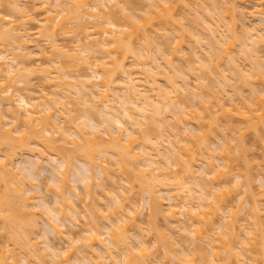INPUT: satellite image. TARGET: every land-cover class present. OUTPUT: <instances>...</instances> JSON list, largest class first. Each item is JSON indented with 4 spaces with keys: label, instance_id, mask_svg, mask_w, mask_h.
Instances as JSON below:
<instances>
[{
    "label": "bare ground",
    "instance_id": "bare-ground-1",
    "mask_svg": "<svg viewBox=\"0 0 264 264\" xmlns=\"http://www.w3.org/2000/svg\"><path fill=\"white\" fill-rule=\"evenodd\" d=\"M21 1L0 0V6L5 5L7 7L6 5H9L8 9L9 7L12 8L11 5H13L17 9L19 16H21V21H17L11 16V13L9 15L7 14L9 12L3 13L0 11V187L2 186L3 188L1 190L2 193H0V216L5 221V223H2L5 228L2 229L8 231L4 232L8 233H6L8 235V238H6L7 243L9 241L8 244H10L6 245L8 249L5 246L1 247L0 264H22V261L24 262L23 264H136V262L137 264H155V262L156 264H175V259L185 264H231L232 261L233 264H259L258 259L263 256H259L258 253L260 251L257 254H253L254 250L252 251V249L256 251V247L253 248V246L257 242L259 243L256 245L258 250H260V244L264 248V213L262 212L263 215L261 214L262 208L258 203V199H256L258 197L254 196L255 191L252 181L255 176H251L253 173L247 176V172H245L246 176L242 179L243 175L236 174L238 190L243 189L245 196L253 197V202L247 214L251 217V221L245 216L246 218L243 217V221H246L247 225H245L246 223L243 224L241 218V220H238L242 223L238 220L233 222L234 219L232 217L234 218V214L233 216L230 215V206L220 199L221 195L226 197L229 194V191H223V183L220 181V175L227 172V170H222L220 167L227 169L230 167L227 159L230 156L232 148V146L230 148L229 139L231 140L232 138L228 139V137L222 135L223 141L214 149L219 151L215 155L211 151L213 146L211 145L212 147H210L209 145L212 140L209 143L210 138L208 137L213 138L217 133L215 131L214 135L209 133L208 131L211 129L203 132L202 126L198 123L201 119L203 121L204 117L205 119L213 117L211 116L212 113L209 117L207 116L209 115V110H212L215 104L218 106L219 111L235 114L240 119L247 121L248 130L255 129V134H258L259 128L261 130L264 129L260 127L264 123V96L262 95L264 93V68L263 63H260L264 59V56L262 59L257 53L258 49L264 46V25L260 26L255 23L256 18L254 19V25L252 23L250 24L251 27L247 26L248 23L245 19H247L248 13H246L247 10L245 12V9L241 7L244 4L240 2H243V0H214L215 4L212 1L210 6L206 5L209 4L210 0H203L205 2L202 3L200 1L201 4L199 6H194V4L199 3V1L195 0L197 2L193 1L192 3L194 4H192L193 7L191 8L188 5L191 4V2H188L189 0H150L151 2L147 3L152 9L148 6L145 7V5L141 6L146 0H143V4H139V1L142 2V0H137V5L144 8L143 10L137 9L140 12V16L143 17L139 19L142 20L141 22L134 19L135 14L136 16L138 15L134 11L133 0H32L33 3L34 1H37V3L35 2L36 5L34 6L31 1L30 3L33 6L28 9V6L22 5ZM152 1L155 3H152ZM238 1L242 4L241 6ZM38 3H40L38 6L41 8L37 7ZM255 4H258L255 7L261 6V3H258V1ZM44 5L46 6L44 7ZM179 5H181L183 11H185L184 9L186 11H180L177 8ZM223 5L226 7L223 8ZM33 7L36 8L32 9ZM156 7L160 8L157 10L155 9ZM194 7L200 8L193 10L192 8ZM107 8L111 9L106 11ZM201 8L203 10H200ZM14 9L11 11L15 12ZM189 9H192V12L195 11V14H190ZM224 9L227 13L225 11L223 13ZM38 10L41 11L39 14L42 16L37 19L35 17ZM254 10L251 15L253 14V17H257L256 15L258 14L255 13L261 11V16H258L259 22L264 24V7L261 6V10L256 9L255 12ZM144 11H147V14H144ZM186 12L189 13V16L195 15L194 19L192 18L194 21H191V26L195 25L193 28L196 30L192 36H195L196 39L193 40L196 44L191 47H188L190 44L188 45L187 43L194 41H191L192 38L190 37L192 36H190V33L188 34L185 31L187 30V27H184L186 22L182 25L184 28L180 25L181 23H178L177 26L179 27L175 25L179 20V14L183 13L181 17L183 19L187 18L188 13ZM31 13H35V17ZM118 13L124 16H118ZM200 14L204 16L201 17ZM140 16L138 17L140 18ZM90 18L94 19L91 20ZM29 23H36L39 37L38 34L34 33L36 31L33 32L34 34L30 32L33 31L32 28L35 25L30 27V29L28 26L31 24ZM147 23H149L151 28L150 26L147 27ZM70 25L75 26L70 27ZM155 25L159 26L157 28L153 27ZM240 25L243 28L245 27L242 32L237 30V28H241ZM180 27L183 29L178 34L177 32H179ZM222 28H226V30H222ZM35 29L37 28L35 27ZM159 29L162 32L168 31L166 34L170 33L169 35H172L171 38L175 37L174 39L172 38L176 42L173 47H168L169 40L157 43V45L155 44L157 36H159L157 35ZM140 31L143 36H139ZM224 31H228L227 33L229 34L227 35ZM185 32L190 36L188 38L190 42H187L188 40L185 37L188 36L184 35ZM32 34L34 38H30ZM59 34L63 36H65L64 34H67L66 36L70 35L73 39L72 42L75 41L76 46L74 47V43L73 46L67 44L66 48L63 49L65 45H59L60 43L58 44V40H56V37L59 38ZM154 36L155 38H153ZM226 37L229 40L225 39ZM31 39L41 40V43L45 40L48 42L41 44L40 41H37L39 42L38 44L33 40V44H31ZM87 39L92 41H88ZM141 39L143 40L140 41ZM5 40H11V42L8 41L10 44ZM183 40L186 43L185 49ZM2 41L7 42L9 47L6 43H2ZM134 41H138L137 44ZM236 42L240 43V47L243 46L240 53H243V59L248 61L247 64L250 65V70L247 69L249 72H242L246 68L242 67L243 69H239L237 65L238 57H235V54H230L232 53L231 48ZM201 43L207 45H204L207 47V50L209 48L206 53V50H203L205 47H202ZM225 44L226 46L229 45L226 47ZM10 45L11 47L13 45L14 49L10 48ZM42 45L47 46L41 47ZM33 47L36 49H33ZM68 47L71 48L70 52ZM188 48H191V50ZM47 49L51 50H48L50 51V55H46L48 53ZM185 50H189L190 56L194 58H192L194 64L198 62L202 72L196 69L193 63L187 64L188 58H186V62L185 59H181L184 56L182 55V51ZM234 53L238 54L235 51ZM32 55L38 57L39 61H41L42 65L41 63L39 64L41 67H37L40 70L32 69L31 64L29 67V63H25ZM150 57L151 59H149ZM128 58H130V62H127ZM223 59L227 60V66L224 65L227 67L226 70H232L233 76L231 78L227 77L230 75H226L228 72L225 71V68L224 70L221 69L223 67L221 66L224 62ZM240 60L242 61V59ZM65 61H68V63ZM131 63L134 65L132 66ZM211 63L214 65L212 64V66ZM67 66H78L79 68L83 66L82 70H86L85 68H87L90 72L87 73L88 75H83L85 78L81 75L77 78V75L69 73L74 68L68 69ZM134 66L136 67L134 68ZM192 68L195 70L191 71ZM59 71L65 75L69 73L70 77L66 78L67 76L64 77V75L61 77L62 73H58ZM181 71L182 73L184 71L183 74L185 76L183 75V77H186V74L189 76L190 72L194 76L196 72H201L195 76V78L198 77L200 80L196 78L197 84L195 83L194 89L188 83L190 78L188 79L187 77L188 80L183 78ZM34 72L36 73L35 75L44 77L45 86L51 87V89L43 90L41 92L43 94H40L42 96L36 95L37 93L35 92H32L33 94L25 93L28 94L25 95L19 89L12 87V85L15 86L20 82H25L28 80L26 79L28 77H33ZM234 72H236L235 75ZM247 72L248 74H246ZM208 73L210 75H217L216 79L218 77L217 81H219V84L215 80L212 82L206 80L205 77H210ZM116 74L117 76H115ZM118 74L120 77H118ZM249 76H251V80L248 79ZM63 77L68 80H65ZM71 78L75 81H72ZM161 78L166 83L163 86L160 84ZM233 78L242 81H238V83L242 85L243 89H245V85L250 90L252 87L253 96H257L256 94L261 90L260 92L262 93L259 92L261 95L258 94L259 96L257 97L252 96L251 100H253L254 104L252 103L251 105V102L245 100L246 97L242 96V93L233 86L234 83H231V79ZM58 79L60 80L59 82ZM69 79H71L72 83ZM207 79L211 80V77ZM228 79L230 82L227 81ZM117 81H122V83L118 82L116 84ZM257 82L259 84L262 83L263 86L254 84ZM215 83L217 84L214 87L216 90L219 89L216 86L221 85L223 92L226 93L224 96L222 90L219 91V95L223 94V98L230 94L227 90L232 88V92L235 94V96H233L234 94L232 95V98H238L242 106H238L240 103L237 104V101L230 99V96L227 97L230 101L224 99L226 101L224 102L223 98L216 94L218 92L212 88ZM77 86H79L78 89ZM205 87L206 89H204ZM74 88L76 89L75 91L72 90ZM188 88L194 92V96L197 98L195 102L197 108L190 107L189 104L191 103L187 104L184 100L175 101V97L181 91H187ZM255 90L256 92L258 90L256 94H254ZM45 91L48 92L46 93ZM71 91L73 95L67 97L66 93L72 94ZM49 92L51 94H48ZM211 103H213V106ZM67 104H72L73 107L69 105L71 107L69 108ZM93 108L96 111H92L94 110ZM81 111H83V114ZM94 112L100 117L97 120L95 119L97 116L93 114ZM170 116L173 117V120H170ZM4 117H10L8 118L10 121ZM209 119L207 121H210ZM168 120L175 122L174 127L179 126V130L173 126L172 130L170 127L171 123L169 124ZM228 120L226 118V121ZM22 122L25 123H23L24 125L28 124V127L21 126ZM229 122L231 123L232 121ZM207 123L205 127H207ZM217 123L219 124L220 122L217 121ZM51 124L53 128L49 129L48 125ZM211 124L212 128H215L216 120L214 119ZM239 128L241 127L239 126ZM239 128L237 127V131ZM234 129L236 130V128ZM239 131L243 132L242 129ZM47 133L52 135L48 136ZM55 134H58L60 138L54 139ZM163 139L169 144L164 145ZM56 140L64 144L57 143ZM33 144L35 145L34 147ZM36 144L46 148L45 150H50L49 148L57 150L56 148H59L60 145L62 147H60L59 152L58 150L56 151L58 152L56 157L51 151L46 155V153H43V149L37 148L39 146H36ZM71 144L73 145L70 146V149L68 145ZM61 149L64 150V153L61 154L62 157L64 156L63 158L59 154L62 151ZM65 149H69L68 152ZM34 150L39 151V153L35 154ZM25 151L31 157L34 156L35 161L32 160L30 162L25 155L23 156L26 158L23 161H29L27 165L24 164L26 165L24 167L27 169L24 174V171L20 172L22 170H19L22 167L19 165L20 162H17V166H14L15 163H13L12 158L15 157V154L17 156L18 152L22 153ZM26 152L24 154H27ZM77 153L85 157L87 161V165L83 171L79 173L74 172L75 174L71 175L74 176L75 182L84 183L80 187L84 188L79 189L81 193L76 191L78 189L74 185L75 188H72V184L66 186V180L69 178V174H72L70 172L72 169L70 168L74 165L73 163L76 159L74 154ZM44 155L48 159L51 157V160L49 159L48 161L49 163L54 160L55 162L53 163L58 164H54L58 166L55 168L56 170L54 169V174L57 170L59 172L54 175L55 177L52 176V179H50L53 181L54 178V181L49 185H47L48 182H40L49 186V190L55 195L53 203L51 200L48 201L49 199L46 200L43 195H40L38 191L42 190L36 188L38 186L42 187L44 184L37 186V182H34L36 181L34 178L37 179V176L40 175L39 169L43 167L41 163L46 160V158L44 159ZM100 155L103 158H107V162L110 165L113 164V168L118 167L119 172H128V175L125 174L127 178L122 176L123 179L125 178L124 180L127 182L132 180V183L133 180L137 181L138 185H140V190L148 192V204L143 206V208L137 207L138 210L134 208V204L131 201L127 202L128 196L123 193L121 188L119 190V188L113 186V188L110 187L111 190L107 188L109 191L104 187V178L100 180L95 178L97 176L92 172L94 167L99 169L101 167L103 172L106 170L104 172L106 174L109 170L107 166L102 164L103 161L99 159L101 158ZM217 157L218 161L221 160V162L217 163ZM29 159L32 158L29 157ZM199 160L204 166L206 165L205 171L199 165ZM46 161L45 163L48 166V162ZM262 170L259 169L257 171L259 173H256V175L261 178L260 184L264 187V171ZM18 172L20 175H24L20 176ZM207 174L211 176L208 182L206 178ZM17 176H20V178ZM201 176L203 183L201 182L202 180H199ZM25 178L28 182H26ZM29 182V189L25 188L26 191L24 185H27ZM96 185L100 188L97 189ZM66 190H68L67 195ZM262 193L264 198V190ZM75 197H77L76 199L79 197L82 200L75 202L73 200ZM95 198L99 199L98 202ZM33 199H41L42 202L39 201L38 204ZM103 199L109 200L106 201L107 204L105 202L106 206L103 205ZM83 201L84 203H82ZM108 202L110 203L108 204ZM262 202L264 204V200ZM76 203L85 204V210H81ZM225 204L229 208L230 219L224 215L228 214L225 212L227 208L224 209ZM38 205H42L44 211L31 210L33 206L34 208L39 207ZM105 207V211L109 212L108 215L103 213V208L105 209ZM144 209L148 210L146 214L144 213ZM87 212L90 213L89 216ZM220 212H224L222 213L223 216ZM38 213L45 219V229H43V232H40L45 234L38 235L39 237L42 236L40 237L42 238L41 242L43 241L42 243L44 244L42 248L38 246L39 243L35 240V238L39 239L37 236L38 229H40L38 226L39 219L35 217ZM46 213L51 217L45 218L44 215ZM94 214L97 217L99 216V221L105 222L103 223L104 227L101 225L102 222L96 221L97 218H94ZM159 214L165 217L163 218L167 222L166 225L168 224V228L166 229H169L172 234L176 235L178 234L177 232L182 231L180 235H176L177 241L183 243V246L180 245L182 246V255L173 253L171 245L176 241L171 242L172 239H169V236L166 237V233L159 226H155L156 222L153 219L155 215L161 216ZM219 214H221L222 219H217V216H220ZM148 217L151 218V223H149ZM103 218L106 219L103 220ZM66 220H68V224ZM131 220L134 222L137 220L136 225L139 226L131 225ZM216 220L220 222L218 223L220 224L219 229L215 225L217 223ZM146 221L151 225L147 224L148 227H153L151 231L156 233V236L158 235L155 240V242H158L156 245L163 244L165 248L164 255L157 254L159 257L156 260L153 259L154 261L148 260L149 263L142 259V256L144 257L145 255L147 257V254H150L148 253V249H151L148 245L149 241L144 238L145 234L143 232L145 231L141 227ZM27 224L32 225L33 228L25 227ZM72 224L81 227L79 231L84 234L83 236L80 235L82 238L75 236L74 233L76 231L73 229ZM130 225L134 227L131 228ZM147 225L145 226L146 229ZM102 227L103 229H101ZM36 228H38V231H31ZM129 229L137 232L136 237H132V234L128 233V231L130 232ZM49 231L54 233V238L59 239L65 246H62V244L58 246V243L51 244V239L49 241L47 239ZM29 232H33L34 237ZM34 232L36 233L34 234ZM160 232L164 234H160ZM137 235L139 241H137ZM181 235L183 236L180 238ZM189 241L191 242L190 246L188 245ZM200 241L204 242L205 246L208 247L202 245ZM132 242H135L137 245L132 246L130 244ZM235 242L239 244L240 251L235 249ZM84 247L87 248L86 253L84 250L78 251L80 248L84 249ZM30 251H35V254H30ZM140 251H142L143 255H141ZM155 252L158 253V249L157 251L153 250L151 254L154 255ZM222 253H225L226 256L222 257ZM161 256H164L166 259L169 257L172 263L171 261L168 263V259L167 261L162 259V261L160 259L162 258ZM72 258L76 260L71 261L73 260ZM147 258H150V255Z\"/></svg>",
    "mask_w": 264,
    "mask_h": 264
},
{
    "label": "rangeland",
    "instance_id": "rangeland-1",
    "mask_svg": "<svg viewBox=\"0 0 264 264\" xmlns=\"http://www.w3.org/2000/svg\"><path fill=\"white\" fill-rule=\"evenodd\" d=\"M32 0H22L21 1V4L22 5H24L25 7H27V9L29 8V7H32L33 5L35 6L36 5V3H37V1H34V3H33V1H32V4L30 3ZM139 1V0H138ZM137 0L135 1V0H133L132 1V5H133V7H134V11H135V13H137V15L138 16H140V12H138L137 11V9L139 8L140 10L142 9H144V8H141L140 7V5H137L138 2ZM171 1H174V0H171ZM188 1V0H187ZM193 1H195V0H189L188 2L190 3L191 2V4H188L189 5V7L191 8V7H193V5L192 4H194V3H192ZM197 1H199V3L197 4H194V6L195 5H198L199 6V4H201V2L200 1H202V3L203 2H205V1H203V0H197ZM197 1H195V2H197ZM209 1V0H208ZM213 1V3L215 4V2H214V0H210V2H209V4H206V5H211L210 3ZM216 1V0H215ZM258 1V3L260 2L261 3V6L262 7H264V0H243V2L242 1H240L242 4H244L243 6H241L242 4H240V2H239V4H240V6L243 8V9H245V12H246V10H247V12L246 13H248V15L247 14H245V15H247L246 17H247V19H245L246 21H247V26H250L251 27V25L250 24H252L253 23V25H254V19H259V17L258 16H261V11H259V12H257V13H255V14H258V15H256L257 17H253L252 15H251V13H253V10L255 9H260L261 10V6L259 5V7H255V6H258V4H255L256 2ZM36 2V3H35ZM147 2H151L150 0H146V1H144V4H143V0H142V2H140L139 1V4H143V5H141L142 7L145 5V7H147L148 6V3ZM186 2V1H185ZM52 3V2H51ZM147 3V4H146ZM152 3H155L154 1H152ZM151 3V4H152ZM40 3H38L37 4V7H39L38 5H39ZM238 4V5H239ZM42 5V4H41ZM155 5V4H154ZM181 5H183L182 3H181ZM181 5H179V6H177V8L178 9H180V11H183V9L181 8ZM184 5H186V3H184ZM192 5V6H191ZM205 5V6H206ZM226 5H228V4H226ZM7 7L9 6V5H6ZM12 6V8L11 7H9V8H11V10H13L14 8H15V6H13V5H11ZM46 5H44V7H45ZM110 6V5H109ZM208 6V7H209ZM7 7H5V5H2V6H0V9L2 8V10H0V11H2L3 13H6V12H9V13H7V14H9L10 15V13H11V16L14 18V19H16L17 21H21L20 20V18H21V16H19V14H18V12H17V9L15 8L14 10H15V12L14 11H11V10H9V8L7 9ZM57 7V6H56ZM149 7V6H148ZM200 7H201V5H200ZM199 7V8H200ZM207 7V8H208ZM213 7V6H212ZM226 7V6H225ZM224 7V5H223V8H225ZM34 8H36V7H33L32 9H34ZM39 8H41V7H39ZM149 8H151V7H149ZM160 8V7H159ZM158 7H156L155 9H159ZM187 8V7H186ZM197 9H199L198 7H196ZM196 8L194 7V8H192L193 10L195 9L196 10ZM247 8V9H246ZM23 9H25L24 7H23ZM38 9V8H37ZM36 9V10H37ZM57 9L59 10V8L57 7ZM56 9V10H57ZM109 9H111V8H107V10L106 11H109ZM138 9V10H139ZM152 9V8H151ZM150 9V10H151ZM192 9H189L190 10V14L191 13H193V14H195L194 12L195 11H193L192 12ZM8 10V11H7ZM35 10V11H36ZM185 11H186V9H184ZM200 10H203V8H201ZM255 10H254V12H255ZM28 11V10H27ZM33 11V10H32ZM185 11H183V12H185ZM225 11V9L223 10V13H225L224 12ZM231 11V10H230ZM252 11V12H251ZM1 12V13H2ZM29 12V11H28ZM31 12V11H30ZM41 11H39L38 10V12H37V15L35 14V13H31V14H35L36 15V17H35V15L33 16V17H35V18H41V16L42 15H40L39 13H40ZM145 13L144 14H147V11H144ZM152 13V12H151ZM186 13H188V12H186ZM227 13V12H226ZM20 14H21V12H20ZM141 14H142V12H141ZM181 14H183V13H181ZM181 14H179L178 15V18H179V20H178V22H177V24H175L176 25V27H179V26H177L178 25V23H181L180 25L182 26L185 22V26L184 27H187V30H185L188 34L190 33V36H192V34L194 33V31L196 30V29H194L193 27H195V25H193V26H191L192 24H191V21H194L193 19H194V17H195V15H190L189 16V13L187 14V18H185V19H183L182 17H181ZM22 15V14H21ZM122 14H120L119 15V13H118V16H121ZM122 16H124V15H122ZM138 16H136V14H135V16H134V19H136V20H138V22H141L142 20H139V19H141V18H143V17H141L140 16V18L138 17ZM200 16L202 17V16H204L203 14H200ZM17 17H18V19H17ZM137 17V18H136ZM183 17H185V15H183ZM189 17V18H188ZM147 18V17H146ZM193 18V19H192ZM240 18V17H239ZM91 19V18H90ZM94 18H92L91 20H93ZM256 19V22L255 23H257L258 25H260V26H263L264 24L263 23H261V22H259L260 21V19L259 20H257ZM143 20H145V19H143ZM29 24H31L30 26H28L29 28L30 27H33V25H35V27L37 28V29H35V27H33L32 29H33V31H30V32H34V31H36V32H34L35 34H38L37 32V30H38V27L36 26V23H29ZM154 24V23H153ZM196 24V23H195ZM147 27H149L150 25H149V23H147ZM173 25V24H172ZM75 25H70V27H74ZM159 26V25H158ZM158 26H153V27H158ZM166 26V25H165ZM246 26V27H247ZM171 27V26H170ZM183 27V26H182ZM183 27V28H184ZM239 27V26H238ZM240 27H241V25H240ZM150 28H151V26H150ZM149 28V29H150ZM183 28H181L180 27V30H179V32H177L178 34H180L182 31H181V29H183ZM241 28H243V26L241 27ZM241 28H237V30L239 31V32H242V30H244V28L243 29H241ZM31 29V28H30ZM148 29V28H147ZM160 29H162V28H160ZM159 29V33L157 34V35H159V36H161L160 38H159V36H157V39H156V45H157V43H162V42H164V41H167V40H169L170 42H169V44H168V47H173L174 45H175V41H173V39L175 38V37H172L171 38V36L172 35H169L170 33H168V34H166L168 31H163L162 32V30H160ZM164 29V28H163ZM171 29V28H170ZM186 29V28H185ZM164 30H167V29H164ZM174 30H176V29H174ZM188 30H189V32H188ZM222 30H226V28H222ZM150 32H152V31H150ZM171 32H173V31H171ZM186 32L184 33V35L185 36H188L187 34H186ZM225 32V31H224ZM228 31H226L225 33L228 35L229 33H227ZM33 33V34H34ZM162 33H165V34H163L162 35ZM32 34V36L30 37V38H34V35ZM82 34V33H81ZM80 34V35H81ZM149 34V33H148ZM60 36H59V38L58 37H56V40H58V44L59 45H65L64 47H63V49H65L66 48V46H67V44L68 45H74V47L76 46V43H74V42H72L73 41V39H72V37L70 36V35H68V36H66L67 34H64L65 36H63L62 34H59ZM143 36L142 35V32L140 31L139 32V36ZM153 35V34H152ZM173 36H174V34H173ZM182 36H183V34H182ZM190 36H188V37H185V38H187V42H190V39H188ZM38 37H39V34H38ZM37 37V38H38ZM92 37V36H91ZM91 37H90V39H91ZM153 38H155V36L153 37ZM183 38V37H182ZM184 38V39H185ZM190 38H192L191 39V41H194L196 38H195V36H192V37H190ZM137 39V38H136ZM135 39V40H136ZM194 39V40H193ZM225 39H228L229 40V38H225ZM33 40L34 39H31V41L30 42H32L31 44H33ZM88 41H92V40H89V39H87ZM143 39H141L140 41H142ZM151 40V39H150ZM153 40V39H152ZM176 40H178V39H176ZM5 41H10L11 42V40H5ZM34 41H36V43H38L39 44V42H37V41H40V43H41V40H34ZM139 41V42H140ZM145 41V40H144ZM185 41H186V39H185ZM3 42L2 41V43H6L7 45H8V47H9V44H10V42ZM45 43L46 42H48V41H44ZM44 42H42L41 44H43ZM136 41H134V43H135ZM138 42V41H137ZM137 42H136V44H137ZM146 42V41H145ZM195 42V41H194ZM194 42H190V43H187L189 46L188 47H191V46H193V45H195L196 44V42L194 43ZM240 42V41H239ZM239 42H236V44L231 48V50H232V53H230V54H235L236 56L235 57H238L237 58V61H238V63H237V65H238V67H239V69L240 68H242V67H244V68H246V70H244L243 68V71L242 72H246V71H248L249 72V70H250V65L249 64H247L248 63V61H245L244 59H243V53H240V51L242 50V47H240V43ZM1 43V44H2ZM44 43V44H45ZM74 43V44H73ZM183 43H184V40H183ZM204 43V42H203ZM203 43H201V46L202 47H205V48H203V50L205 51V53L209 50V48H208V50H207V45L206 44H204V45H206V46H204L203 45ZM205 43H206V41H205ZM6 44H3V45H6ZM12 44V43H11ZM38 44H36V45H38ZM47 44H49V43H47ZM135 44V45H136ZM142 44H143V42H142ZM227 44V43H226ZM226 44H225V46H226ZM2 45V46H3ZM139 45V44H138ZM137 45V46H138ZM156 45H154L153 44V46H155L156 47ZM229 45V44H228ZM227 45V46H228ZM236 45H238L237 47H236ZM38 46H40V45H38ZM44 45H42L41 47H43ZM47 46V45H46ZM46 46H44V47H46ZM49 46V45H48ZM140 46V45H139ZM183 46H185L184 47V49L186 48V43H184L183 44ZM226 46V47H227ZM71 47V46H70ZM70 47H68V50H69V52H70V50H71V48ZM163 47H165V46H163ZM10 48H12V49H14L13 48V45H12V47H11V45H10ZM47 48H49V47H47ZM260 48H262V49H260ZM259 49H258V56H261L260 58H262L263 56H264V46H262V47H260ZM33 49H36L35 47H33ZM46 49V48H45ZM73 49V48H72ZM188 49H190L191 50V48H188ZM48 50H50V49H47V54L46 55H48L49 54V52L51 51H48ZM17 51H19V50H17ZM46 51V50H45ZM187 50H185V51H182V55H184L181 59L182 60H184L185 59V62H186V58H188L189 60H188V62H187V64H189V63H193L194 64V58L192 57V56H190V53L187 51ZM220 51V50H219ZM234 51L235 52H237L238 54H236V53H234ZM261 53H260V52ZM226 52H228V51H226ZM209 53H211V52H209ZM225 53V52H224ZM36 54V53H35ZM50 55V54H49ZM239 55H241V56H239ZM66 56V55H65ZM68 56V55H67ZM227 56V55H226ZM240 57V58H239ZM192 60H191V59ZM29 59V61L27 62V60ZM27 60H26V62L25 63H29L28 65H29V67H30V64H31V68L32 69H36V70H40V68H37V67H41V65H42V63H41V61H39V58L38 57H36V56H34V55H32L30 58H28ZM65 59H67V58H65ZM68 59H70V58H68ZM149 59H151V57L149 58ZM180 59V60H181ZM240 59H242V61L240 60ZM259 59V58H258ZM263 59V58H262ZM64 60V59H63ZM106 60H108V59H106ZM130 60V58H128V61L127 62H130L129 61ZM224 60V59H223ZM223 60H222V62H223ZM43 61V60H42ZM70 61V60H69ZM178 61V60H177ZM213 61H214V59H213ZM260 61V60H259ZM66 63H68V61H65ZM196 62V61H195ZM212 62V61H211ZM41 63V65H39ZM177 63H179V62H177ZM180 63H182V62H180ZM260 63H263V68H264V59L262 60V62H260ZM132 64V63H131ZM213 63H211V65H212ZM247 64V65H246ZM67 65H69V64H67ZM134 64H132V66H133ZM181 65V64H180ZM195 65V68L196 69H199L201 72H202V69H200L199 68V63L198 62H196V64H194ZM214 65V64H213ZM212 65V66H213ZM227 66V60H224V62H223V64L221 65V66H223L221 69H223L224 70V68H225V71L226 72H228V73H226V75H230V76H227V77H232L233 75H232V70L230 71V70H226L227 69V67H225V66ZM86 66V65H85ZM190 66V65H189ZM261 66V65H260ZM68 67V66H67ZM136 66H134V68H135ZM191 67H193V66H191ZM71 69V68H74V70L71 72V71H69V73L70 74H75V75H77V78L78 77H80V75L83 77V78H85V76H83V75H86L88 72H90L89 70H87V68H85L86 70H82V68H83V66L81 67V68H79L78 66H72V67H68V69ZM247 69H249V70H247ZM192 70H195L194 68H192L191 69V71ZM199 70H197V71H199ZM64 71V70H63ZM260 71H262V70H260ZM201 72H196V74L197 75H199ZM248 72L246 73V74H248ZM38 73V72H37ZM41 73V72H40ZM39 73V74H40ZM58 73H62V72H58ZM64 73H66V72H64ZM68 73V72H67ZM69 73L68 74H63L62 73V75H61V77L64 75V77H66V78H69L70 77V75H69ZM178 73H180V72H178ZM183 73H184V71H183ZM182 73V71H181V74H182V77H183V74ZM188 74H189V72H187ZM36 73L34 72L33 73V77H28V78H26V79H28V80H26L25 82H20L18 85H12V87H15V88H17V89H19V91L20 92H23L24 94L25 93H30V94H33L32 92H35V93H37L36 95H40V94H43V93H41L43 90H48V89H51V87H48V86H45L46 85V83H45V80H44V77L43 76H38V75H35ZM185 74H186V72H185ZM195 74V76H197ZM209 75H210V73H208ZM236 74V72H234V75ZM40 75H42V74H40ZM74 75V76H75ZM88 75V74H87ZM119 75V74H118ZM25 76H27V75H25ZM28 76H30V75H28ZM73 76V77H74ZM115 76H117V74L115 75ZM185 76V75H184ZM195 76H194V74H191V72H190V74H189V76L186 74V77H183V78H186L187 79V77H188V79H189V82L188 83H190L189 85L194 89V87H195V83L197 82L196 81V78H197V80L199 79L198 77H196L195 78ZM216 76L217 75H213V74H211L210 75V77H211V80L210 79H207V78H210L209 76L208 77H205L206 78V80H209L210 82H212V81H217V79H218V77H217V79H216ZM42 77V78H41ZM63 77V78H64ZM72 77V76H71ZM87 77V76H86ZM118 77H120V75L118 76ZM251 76H249L248 77V79H250L251 80V78H250ZM24 78V79H25ZM75 79H76V77H74ZM229 78V79H230ZM254 78V77H253ZM65 79V78H64ZM63 79V80H64ZM72 79V78H71ZM71 79H69V81L71 80ZM179 79V78H178ZM187 79V80H188ZM229 79L227 80V81H229ZM234 79V78H233ZM233 79H231L232 81H231V83H234V87L239 91V92H241L242 93V96H244V97H246V99L245 100H248L249 102H251V105H252V103L254 104V102H253V100H251V98H252V96H253V88L251 87V90L250 89H248V87H246V85H245V89H243L242 88V85L241 84H239L238 83V81L239 82H242V81H240V80H233ZM65 80H68V79H65ZM180 80V79H179ZM200 80V79H199ZM60 80L58 79V82H59ZM72 81H75L74 79H72ZM72 81H70L71 83H72ZM66 82V81H65ZM122 83V81L120 82V81H117L116 82V84L117 83ZM218 83L217 84H219V81H217ZM230 82V81H229ZM237 82V83H236ZM207 83V82H206ZM250 83V82H249ZM70 84V83H69ZM69 84H67L68 86H69ZM124 84V83H123ZM160 84H162V86L164 85V84H166L165 83V80L164 79H162L161 78V83ZM191 84H194V85H191ZM197 84V83H196ZM216 83L214 84V86L212 87V88H214L215 87V85H217ZM229 84V83H228ZM254 84H259L258 82L257 83H254ZM230 85V84H229ZM228 85V86H229ZM239 85V86H238ZM251 85H253V84H251ZM260 85H262L263 86V84L261 83V84H259V86ZM50 86V85H49ZM66 86V85H65ZM231 86V85H230ZM232 86V87H233ZM255 86V85H254ZM253 86V87H254ZM45 87H47V88H45ZM219 88L218 90H216L215 88H214V90H216V92H218V93H216V94H218L219 95V91H221L223 88L221 87V85L219 86H216V88ZM233 87V88H234ZM255 87H257V86H255ZM254 87V88H255ZM15 88H13V89H15ZM70 88V87H69ZM79 88V86H77V89ZM197 88V87H196ZM195 88V89H196ZM230 88V87H229ZM204 89H206V87L204 88ZM227 89H228V87H227ZM232 88H230L229 90H227V91H229V93L230 94H228V95H226V97H222L223 96V94H224V96H225V94L226 93H224L223 92V90H222V95H219L220 97H222L223 98V101L224 102H226L225 100H229V99H227V97H231L230 99H233L232 97L233 96H235V94L232 92L233 91V89L231 90ZM256 89H258V88H256ZM261 89V88H260ZM69 90H71V89H69ZM72 90H76L75 88L74 89H72ZM190 91V92H189ZM261 91V90H260ZM259 91V92H260ZM46 92V91H45ZM48 92V91H47ZM46 92V93H47ZM72 92V91H71ZM252 92V93H251ZM255 93L254 94H256L257 92H258V90H257V92H256V90L254 91ZM259 92L256 94L257 96H259V95H261V94H259ZM69 92H67L66 94V96L67 97H71L72 95H73V92H72V94H68ZM260 93H262V92H260ZM48 94H51L50 92L48 93ZM220 94H221V92H220ZM234 94V95H233ZM237 94V93H236ZM259 94V95H258ZM0 95H1V93H0ZM25 95H28V94H25ZM233 95V96H232ZM263 96H264V93L262 94ZM40 96H42V95H40ZM255 96V95H254ZM253 96V97H254ZM257 96H255V97H257ZM209 97V96H208ZM2 98H4V97H2ZM176 99H175V101L176 100H180V101H182V100H184V102L185 103H187V104H189V103H191V104H189L190 105V107H194V108H197L196 107V105H195V102H196V100H197V98H195V96H194V92H192L191 91V89L190 88H188V90L187 91H181V93H179L178 94V96L177 97H175ZM4 99H6V98H4ZM209 99V98H208ZM212 99H213V97H212ZM225 99V100H224ZM211 100V99H210ZM233 100H236L237 101V104L238 103H240V100H238V98H235L234 97V99ZM5 101V100H4ZM230 101V100H229ZM228 101V102H229ZM207 102V101H206ZM193 104V105H192ZM225 104H227V103H225ZM236 104V103H235ZM68 105V107L69 108H71V107H73V105L72 104H67ZM71 107H70V106ZM211 105L213 106V103H211ZM210 105V106H211ZM0 106H1V103H0ZM238 106H242L241 105V103H240V105L238 104ZM227 107H229V105L227 104ZM215 108V109H214ZM94 109V108H93ZM210 109V108H209ZM213 110V111H212ZM212 110L210 109L209 110V115L207 116V117H209L210 116V114H211V116H213V117H211L210 119L209 118H207V119H205V117L203 118L204 120L203 121H201V120H199L198 121V123L202 126V130H203V132H206V131H208L209 129H211L210 131H212V132H210V131H208L209 133H212L213 135L215 134V132L217 133V134H215V136L213 137V138H211V137H208V138H210L209 139V143H210V141L212 140V142L209 144L210 145V147H212L211 149V151L213 152V153H215V155L219 152L218 150H214V149H216V147H218V144L220 143V142H222L223 141V138H222V135H225L226 137H228V139L229 138H232L231 140L229 139V143L231 144H229L230 145V148H231V146H232V148H231V150H230V156H229V158L227 159V161L230 163V167L227 169V168H225V167H220L222 170L224 169V170H227V172H225V173H223V174H221L220 175V181H222V183H223V187H222V189H223V191L224 190H227V191H229V194H228V196H220V199L221 200H223L224 202H226V203H228V205L230 206V215H232L233 216V214H234V218L232 217V219H234V221L233 222H235L236 220H241V221H243L244 219H243V217H245V216H247V218H249V220L251 221V217L249 216V215H247L248 213H249V210H250V207H251V205H252V202H253V197H248V195L247 196H245L244 194V191H243V189H240V190H238L239 189V187H238V185L236 184V174L238 173V174H241V175H243L242 176V179H244L245 178V176H246V173L245 172H247V176H249V174H252L253 173V175H251V176H255V177H253V183H252V186L254 187V196L255 197H258V198H256V199H258V203H259V205L261 206V208H262V210L260 211L261 212V214H262V212L264 213V207H262V205H264L263 204V200H264V198H263V196H262V191L264 190V187H262L261 186V184H260V180H261V178L258 176V175H256V173H257V171H259V169H261L262 170V168H263V170L262 171H264V147H263V145H264V140H262V139H264V129L263 130H261V128H259V132H258V134H255V129L254 130H248V127H247V125H246V123H247V121H245V120H242V119H240L238 116H236L235 114H231V113H229V112H222V111H219V109H218V106H216L215 104H214V106H213V108H212ZM92 111H96L95 109L94 110H92ZM167 111H169V110H167ZM197 111H199V110H197ZM210 111H212V112H210ZM82 112V114H83V111H81ZM214 112V113H213ZM75 113V112H74ZM77 113V112H76ZM96 112H94L93 114L95 115V116H97L96 114H95ZM78 114H81V113H78ZM217 114V115H216ZM221 115H223V116H221ZM82 117V116H81ZM80 117V118H81ZM216 117V118H215ZM227 118V120L228 121H226V118ZM4 118H7V117H4ZM8 118H10V117H8ZM7 118V119H8ZM79 118V119H80ZM97 118H100V117H96L95 119L97 120ZM170 118V120H173L172 118L173 117H169ZM7 119H5V120H7ZM210 120L211 122L212 121H214V119L216 120V127L215 128H212V124H211V122L210 121H207V120ZM211 119H213V120H211ZM221 119V120H220ZM9 121H10V119H8ZM7 120V121H8ZM81 120H83V119H81ZM170 120H168V122H169V124L171 125L170 127H171V129L173 130V127L175 126V122H173V121H170ZM175 120V119H174ZM217 121L218 122H220L219 124L217 123ZM229 121H232L231 123L229 122ZM80 122H82V121H80ZM83 122H85V121H83ZM202 122V123H201ZM208 122V123H207ZM222 122V123H221ZM241 122V123H240ZM263 122H264V119H263ZM24 122H22V125L21 126H26V128L28 127V124H26V125H24L23 124ZM208 124V125H206L207 127H205V124ZM21 124V123H20ZM50 124V123H49ZM211 124V125H210ZM239 124H241V125H239ZM47 125V124H46ZM107 126V125H106ZM173 126V127H172ZM239 126L241 127V128H239ZM244 126H246V127H244ZM48 127H49V129L51 128H53V126H52V124L51 125H48ZM179 127V126H178ZM178 127H174L175 129H177V130H179L178 129ZM237 127L239 128V130H243V132L242 131H237ZM260 127H263L264 128V123L262 124V125H260ZM162 128H165V127H162ZM161 128V129H162ZM234 128H236V130L234 129ZM100 129H103V128H100ZM250 129V128H249ZM54 130V129H53ZM202 130L200 129V131H201V133H202ZM215 131V132H214ZM176 132H178V131H176ZM167 133V132H166ZM208 133V134H209ZM224 133V134H223ZM48 134V136H51V135H49V133H47ZM227 134H228V136H227ZM232 134H234L233 136H232ZM166 135H168V134H166ZM59 135L58 134H55V136H54V139H56V138H60V136L58 137ZM208 136H210V135H208ZM165 137V136H164ZM164 137H162V138H164ZM179 137V136H178ZM54 139H52V140H54ZM165 139H166V137H165ZM165 139H163L164 140V145L165 144H169V143H167V142H165ZM234 140V141H233ZM61 141V140H60ZM166 141H167V139H166ZM52 142V141H51ZM54 142V141H53ZM56 142L57 143H60V142H58V140H56ZM62 142V141H61ZM55 143V142H54ZM63 143V142H62ZM62 143H60V144H62ZM238 144V145H236V144ZM263 143V144H262ZM64 144V143H63ZM53 145H55V144H53ZM65 145H67L66 143H65ZM73 144H71V145H68V148H70V146H72ZM163 145V144H162ZM212 145V146H211ZM35 145L33 144V147H34ZM36 146H39L38 144H36ZM59 146V145H58ZM60 147H62L61 145H60ZM60 147L59 148H56L57 150H58V152H59V150H60ZM37 148H41L40 150H44V152L43 153H46V155H48V152L50 153V151L51 152H53V154H55V156L57 157V155H58V152H56L57 150H55V149H51V148H49L50 150H45L46 148H43V146H39V147H37ZM36 147H35V149H37ZM54 148V147H53ZM64 148V147H63ZM71 149V148H70ZM241 149H243L242 151H240ZM62 151H61V153H59L60 155L62 154V153H64V150L63 149H61ZM66 150V149H65ZM69 150V149H68ZM68 150H66L67 152H68ZM97 150V149H96ZM95 150V151H96ZM35 152V154H38L39 153V151H37V150H34ZM245 151V152H244ZM26 152V151H25ZM25 152H18V154H17V156H16V154L13 156L14 158H12L13 159V163H15L14 164V166H17V162H20L19 163V165L20 166H22L23 168H25L24 166H26L27 165V162H29V161H23V160H26V158H24L23 156L25 155V157H27L28 158V160H30V162H32V160L33 161H35L34 159L35 158H33V157H31V155H29L28 154V152H26L27 154H24ZM38 152V153H37ZM66 152V153H67ZM70 152V151H69ZM239 152H241V153H239ZM57 153V154H56ZM262 153H263V155H262ZM46 155H44V159L46 158L45 156ZM59 155V156H60ZM30 158H32V159H29V157ZM99 156V155H98ZM241 156V157H240ZM36 157V156H35ZM48 157V156H47ZM61 157H62V155H61ZM60 157V158H61ZM64 157V156H63ZM62 157V158H63ZM74 157L76 158L74 161V165L73 166H71V168L70 169H72V170H70V172L72 173V174H69V178L66 180V186H70L71 184H72V188H75L76 187V189H78V190H76L78 193L81 191V190H79V189H83L84 187H82V188H80L81 186H83L84 185V183L83 182H75L74 181V176H71V175H74L75 173L74 172H77V173H79V172H81V171H83V169H84V167L87 165V161H86V158L85 157H83L82 155H78V153L77 154H74ZM100 157H101V155H100ZM37 158V157H36ZM51 157H49V159H50ZM20 159H21V161H20ZM49 159L48 158H46V160H44V162L43 163H45V161L46 162H48L49 161ZM99 159H101L102 161H103V163L102 164H104L105 166H107L108 168H109V170H108V175L106 174V173H104L102 170V168L100 167V169L99 168H93V170H92V172H94L95 173V175L97 176V177H95L96 179L98 178V180H100V179H103L104 178V180H103V184H104V187L107 189V188H109L110 190H111V188H113V186H116L117 188H119V190H120V188H121V190H123V193L126 195V196H128V200H127V202H130L131 201V203H133L134 204V208H136V209H138V208H143V206H145L146 204H148V192H144V190H140V185H138V183H137V181H134L133 180V183H132V180L130 181V182H127L126 180H124L125 178H127L126 176L128 175V172H126V173H121V172H119L118 170V167H112V165H110L109 164V162H107L108 160H107V158H103V157H101V158H99ZM17 160V161H16ZM19 160V161H18ZM51 160V159H50ZM200 161V160H199ZM199 161H197V162H199ZM216 161H217V163L218 162H221V160H219L218 161V157H217V159H216ZM215 161V162H216ZM23 162H26V163H23ZM53 162H55L54 160L52 161V162H48L47 164H48V166L46 165V163L45 164H43V163H41L42 165H43V167H41L40 169H39V176H37L38 178L36 179V178H34L36 181H34V182H37L36 184H37V186L38 185H42V184H44L42 187L41 186H38V187H36V188H39V189H41L42 191H38V192H40V195H43L45 198H46V200H48V201H50L51 200V202L53 203L54 201H53V197L55 198V195L51 192V190H49V186H47V185H49L50 183H52L53 181H54V178H53V181H51L50 179H52V176H54V175H56L57 174V172H59L58 170H57V172L54 174V169L56 168V167H58V166H55V165H58V164H56V163H53ZM196 162V163H197ZM248 162V163H247ZM21 163H23V164H21ZM201 163V164H200ZM200 163H199V165H201L202 167H203V170H204V168H207L206 167V165L204 166V164L200 161ZM24 164H26V165H24ZM28 164H30V163H28ZM55 164V165H54ZM247 164V165H246ZM249 164V165H248ZM258 164H259V166H258ZM46 166V167H45ZM116 166V165H115ZM200 166V167H201ZM258 166V167H257ZM3 167V166H2ZM1 167V168H2ZM9 167H11V166H9ZM19 167V166H18ZM19 168V170H22V171H20V172H23L24 174H25V170H27L26 168L25 169H23V168ZM200 167H198V168H200ZM201 167V168H202ZM53 168V169H52ZM106 168V167H105ZM108 168H106V169H108ZM200 168V169H201ZM259 168V169H258ZM57 169H59V168H57ZM195 169H197L196 167H195ZM17 171H19L18 169H16ZM33 170V169H32ZM56 170V169H55ZM100 170H101V172H100ZM202 170V169H201ZM199 171V170H198ZM205 171V170H204ZM249 171V172H248ZM53 172V173H52ZM91 172V173H92ZM207 172V171H206ZM251 172V173H250ZM74 173V174H73ZM201 173V172H200ZM242 173H245V174H242ZM259 173V172H258ZM257 173V174H258ZM18 174H19V172H18ZM24 174H22V175H24ZM125 174H127V175H125ZM20 175V174H19ZM22 175H20V176H22ZM208 176L206 177L207 178V182H208V180L210 181V179H211V176L209 175V174H207ZM9 176V175H8ZM20 176H17L18 178H20ZM33 176H35V175H33ZM105 176V177H104ZM109 176V177H108ZM125 177L124 179H123V177ZM10 177V176H9ZM12 177V176H11ZM55 177V176H54ZM70 177H72V178H70ZM122 177V178H121ZM209 177V178H208ZM241 177V176H240ZM258 177H259V179H258ZM8 178V177H7ZM201 179H199V180H202V176L200 177ZM13 179V178H12ZM241 179V178H240ZM8 180V179H7ZM25 180H26V178H25ZM204 181H206L205 179H204ZM26 182H28V180H26ZM33 182V183H34ZM40 182H45V183H47L48 182V184L46 185L45 183H40ZM115 182V183H114ZM135 182V183H134ZM202 183H203V180L201 181ZM39 183V184H38ZM204 183H206V182H204ZM1 184V183H0ZM14 184H15V182H14ZM18 184L20 185V183L18 182ZM27 184V183H26ZM18 185V186H19ZM22 185H24V184H22ZM30 185V182L27 184V185H24V189L25 188H27V190L29 189V186ZM46 185V186H45ZM75 187H74V186ZM132 185H133V187H132ZM14 186V185H13ZM17 186V185H16ZM15 186V187H16ZM77 186H79V188H77ZM4 187V186H3ZM22 187V186H21ZM31 187V186H30ZM95 187H97V189L98 188H100V187H98L97 185L95 186ZM111 187V188H110ZM252 187V188H253ZM45 188V189H44ZM243 188V187H242ZM3 188H2V186L0 187V193H2V190ZM67 189V188H66ZM109 189H107V190H109ZM26 190V189H25ZM26 190V191H27ZM75 190V189H74ZM109 190V191H110ZM218 192H219V190H218ZM222 192V191H221ZM243 192V193H242ZM30 193V192H29ZM67 193H68V190H66V195H67ZM81 193V192H80ZM113 193V192H112ZM111 193V194H112ZM26 194V193H25ZM31 194V193H30ZM98 194V193H97ZM114 194V193H113ZM28 195V194H27ZM70 195V194H69ZM29 196V195H28ZM98 196H99V194H98ZM158 196H159V194H158ZM225 197V198H224ZM77 197H75V198H73V200L76 202H80L82 199H80L79 197H78V199H80V200H78V199H76ZM97 198H99V197H97ZM102 198V197H101ZM100 198V199H101ZM251 198V199H250ZM39 199V198H38ZM38 199H33V200H36L35 202H38V204H39V201H41V199L40 200H38ZM245 199H247V200H245ZM55 200V199H54ZM72 200V199H71ZM72 200V201H73ZM95 200H97L96 198H95ZM99 200V199H98ZM98 200H97V202H98ZM104 200V204L103 205H105V202L106 201H109V200H107V199H103ZM103 200H101V201H103ZM147 200V201H146ZM145 201V202H144ZM42 202V201H41ZM40 202V203H41ZM94 202H96V201H94ZM82 203H84V201L82 202ZM110 202H108V204H109ZM130 203V204H131ZM144 203V204H143ZM261 203H262V205H261ZM77 204V206H79V208H81V210L82 209H84L85 210V208H86V206H85V204H80V203H76ZM106 204H107V202H106ZM102 205V206H103ZM226 205V204H225ZM39 207H35L34 208V206L32 207V209L31 210H38L39 212L40 211H42L44 208L42 207V205L40 206V205H38ZM85 206V207H84ZM106 206V205H105ZM227 206V205H226ZM224 207V209L225 208H227V210H225V212L226 213H228V214H224L225 216H227L228 218H229V208H228V206L227 207ZM104 207V206H103ZM138 207V208H137ZM148 207V206H147ZM146 207V208H147ZM31 208V207H30ZM78 208V209H79ZM101 208V207H100ZM103 210H104V214L105 215H108V213L109 212H107V211H105L106 210V207H105V209L103 208ZM139 210V209H138ZM44 211V210H43ZM45 211H46V209H45ZM88 211V210H87ZM224 211V210H223ZM36 212V211H35ZM148 212V210L147 209H144V213L146 214ZM234 212H236V213H234ZM21 213H24V212H21ZM43 213H45V212H43ZM87 213H89V212H87ZM86 213V214H87ZM221 214L222 213H224V212H220ZM39 214V215H38ZM36 216L35 215H32V216H35L36 217V219H39L38 221H39V223H41L40 225H39V223H38V226L40 227V229H38V228H36V229H34V230H31V231H38L37 232V236L38 235H42V234H45V233H40L41 231L43 232V229H45V219H43V216H41V214L40 213H38ZM221 214H219L220 216H217V219L219 218V219H222L221 218ZM22 215H24V214H22ZM90 215V213L88 214V216ZM159 215H161V214H159ZM263 215V214H262ZM93 216H95L94 218H97V220L96 221H98V222H102V221H99V216L97 217V215L96 214H94ZM222 216H223V214H222ZM29 217V216H28ZM27 217V218H28ZM44 217L45 218H48V217H51V216H49V215H47V213L44 215ZM101 217V216H100ZM143 217V216H142ZM155 218L153 219V220H155V222H156V224H155V226H159V228L160 229H162L163 231H164V233H166L165 234V236L166 237H168L169 236V239H172L171 240V242H175V243H173L172 245H171V248H172V251H173V253L174 254H181L182 255V251H181V249H182V244L183 243H180V242H178L177 241V238H176V235H180V233L182 232V231H179V232H177L178 234H172L171 232H170V230L169 229H166V228H168L167 227V225H166V223L167 222H165V217L164 216H157V215H155L154 216ZM164 217V218H163ZM3 217L2 216H0V249H2L3 247L2 246H5V248H7L8 249V247L6 246V245H10V244H8L9 243V241H8V243H7V236L8 235H6V233L8 232L6 229L5 230H3L2 228H5V226L4 225H2V223H5V221H3V219H2ZM90 218V217H89ZM236 218V219H235ZM241 218V219H240ZM246 218V217H245ZM260 218H261V216H260ZM264 218V217H263ZM82 219V218H81ZM106 219V218H105ZM104 218H103V220H105ZM111 219V218H110ZM139 219H140V217H139ZM147 219V218H146ZM148 221H149V223H151L150 222V220H151V218H149L148 217ZM183 219H184V217H183ZM226 219V218H225ZM230 219V218H229ZM101 220V219H100ZM108 220V219H107ZM133 220V219H132ZM131 220V225H136V221L137 220H135V222L134 221H132ZM238 220V221H239ZM70 221V220H69ZM83 221V220H82ZM219 220H216V226H218L217 228L219 229V227H220V224H218V223H220V222H218ZM220 221H222V220H220ZM241 221H239L240 223H242ZM66 222H67V224H68V220H66ZM78 222H80V221H78ZM97 222V223H98ZM142 222V221H141ZM103 223H105V222H102V226L104 227V224ZM149 223H147V221H146V223H144V224H148V225H150ZM238 223V222H237ZM236 223V224H237ZM246 223V224H245ZM99 224V223H98ZM138 224V223H137ZM140 224V223H139ZM142 224V223H141ZM143 224V226L141 225V227L143 228L142 230L143 231H145V232H143V234H145V236H144V238H146L148 241H149V243H148V245H149V248H151V249H148L149 251H148V253H150V254H147L148 256L147 257H149V255H150V258H147V257H145V255H144V257L142 256V259H143V261L144 260H146L147 261V263H149V261L148 260H150V261H154V260H156V258L157 257H159L158 255H164V253H165V248H164V245L162 244V245H159V244H157L156 245V243H158V242H155V240L157 239V236H156V233H154L153 231H151V230H153V227L152 228H150V227H148V225H147V229H146V225H144ZM239 224V223H238ZM243 224H245V225H247V222L246 221H243ZM73 225V224H72ZM79 225H80V223H79ZM130 225V227L132 228V227H134V226H131ZM3 226V227H2ZM136 226H139V225H136ZM151 226V225H150ZM154 226V227H155ZM215 226V227H216ZM25 227H31V228H33V226L31 225H29V224H27V226L25 225ZM42 227V228H41ZM84 226H83V224H82V228H83ZM99 227V226H98ZM103 227L101 228V229H103ZM63 228V227H62ZM65 228V227H64ZM80 226H76V224H75V226L73 225V229H75V231H76V233H74L75 234V236H77V237H80V235L81 236H83L84 234H82V232L81 231H79L80 230ZM149 228V229H148ZM30 229V228H29ZM38 229V230H37ZM133 229H135V228H133ZM133 229H129L130 230V232L128 231V233H131L132 234V237H136V234H137V232H135V230H133ZM155 229H156V227H155ZM154 229V230H155ZM158 229V228H157ZM165 229V230H164ZM150 230V231H149ZM4 231H7L6 233L4 232ZM220 231H221V229H220ZM45 232V231H44ZM80 232V233H79ZM239 232V231H238ZM31 233V234H30ZM36 232H34V234H35ZM84 233V232H83ZM159 233V232H158ZM161 233H163V232H160V234ZM163 233V234H164ZM8 234V233H7ZM29 234L30 235H32V237H34L33 236V232H29ZM37 236H35V237H37ZM131 236V235H130ZM183 235H181L180 236V238L182 237ZM7 237V238H6ZM40 237H42V236H40ZM39 236H38V238L39 239H36L35 238V240H37L36 242H38L39 244H38V246L39 247H44V244L41 242V240H42V238H40ZM171 237V238H170ZM80 238H82V237H80ZM137 238H138V235H137ZM176 238V239H175ZM179 238V239H180ZM47 239H48V241H49V239H51L50 240V243L51 244H53L54 245V243H58V246H59V244H62L61 243V241H59V239H57V238H54V233H52L51 231H49L48 232V236H47ZM137 241H139V238L137 239ZM137 241H135V242H137ZM236 241V240H235ZM79 242V241H78ZM135 242H132V243H130V244H132V246H135V245H137ZM184 242H186V241H184ZM150 243H151V245H150ZM178 243V244H177ZM189 244V246L191 245V242L189 241L188 242ZM200 243L202 244V245H206L204 242H202V241H200ZM254 243H256V242H254ZM76 244H78V243H76ZM160 244H161V242H160ZM176 244H177V246H176ZM257 244H259L258 242H257ZM257 244H253L254 246H253V248L254 247H256V251H255V249H252V251L254 250V253L253 254H257L258 253V251H260V253H258L259 254V256H263V257H259V259H258V261H259V264H264V259H261L260 260V258H264V248H263V246L260 244V250H258V247L256 246ZM66 245H67V243H66ZM180 245H182V246H180ZM195 245H197V244H195ZM235 245H236V250L237 251H240V246H239V244H237L236 242H235ZM61 246V245H60ZM62 246H65L64 244H62ZM157 246V247H156ZM192 246H194V245H192ZM237 246H239V247H237ZM2 247V248H1ZM137 247V246H136ZM205 247H208V246H205ZM25 248H28V247H25ZM158 249V253H156L155 252V254L153 255V254H151V253H153V250L154 251H157V249ZM7 249H4V250H7ZM10 249V248H9ZM86 249L87 248H85L84 247V249L83 248H80V250H78V251H85V253H86ZM137 249V248H136ZM262 249H263V251H262ZM88 250H89V248H88ZM87 250V251H88ZM140 250V249H139ZM206 250H208V248H206ZM21 251V250H20ZM24 251V250H23ZM22 251V252H23ZM25 252H27V251H25ZM89 252V251H88ZM31 253H33V254H35V251H30V254ZM84 253V254H85ZM140 253H141V255H143L142 254V251H140ZM146 253H147V251H146ZM145 253V254H146ZM82 254V253H81ZM136 254H138V253H136ZM158 254V255H157ZM88 255V254H87ZM223 255V256H222ZM32 256V255H31ZM89 256V255H88ZM140 256V255H139ZM165 256H166V254H165ZM221 256L222 257H224V256H226L225 255V253H222L221 254ZM32 257H35L34 255L32 256ZM138 257V256H137ZM136 257V258H137ZM162 258H160L161 260L163 259L164 261L166 260L167 261V259H168V263H170V261H171V263H172V260L171 259H169V257H167V259L164 257V256H161ZM145 258V259H144ZM73 260H71V261H75L76 259H74V258H72ZM138 259V258H137ZM136 259V260H137ZM141 259V258H140ZM154 259V260H153ZM162 260V261H163ZM175 264H185V263H183V262H181V261H179V260H177V259H175ZM209 262H211L210 260H209ZM24 262L22 261V264H23ZM143 263V262H142ZM212 263V262H211ZM136 264H137V262H136ZM141 264V263H140ZM145 264V263H144ZM149 264H153V263H149ZM155 264H156V262H155ZM207 264V263H206ZM231 264H233V261H232V263ZM235 264V263H234Z\"/></svg>",
    "mask_w": 264,
    "mask_h": 264
}]
</instances>
